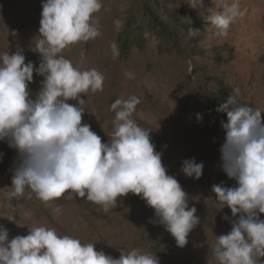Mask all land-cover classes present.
Returning a JSON list of instances; mask_svg holds the SVG:
<instances>
[{"label":"clouds","instance_id":"clouds-1","mask_svg":"<svg viewBox=\"0 0 264 264\" xmlns=\"http://www.w3.org/2000/svg\"><path fill=\"white\" fill-rule=\"evenodd\" d=\"M203 0H200V6ZM102 0H43L35 51L39 67L25 63L22 50L0 55V141H7L20 158L14 169L9 198L32 194L44 203L66 193L100 205L107 212L118 198L129 193L141 196L154 208L160 224L179 247L188 243L190 232L200 223L188 194L162 162L150 130L133 113L140 100L117 99L111 108L115 121L109 142L82 123L85 100L81 94L102 91L104 76L97 70L81 71L61 54L70 45L88 42L100 33L95 13ZM241 15L238 4L210 15V22L226 36ZM34 71L44 77L36 98L29 84ZM238 92V90H237ZM78 100V104L68 103ZM217 111L227 114L221 121L226 132L221 147L222 169L238 186H212L220 209L227 206L238 219L228 234L217 236L211 249L217 264H258L264 258V115L262 109L241 105L229 95ZM198 119H202L197 114ZM203 163L195 158L182 162V172L199 179ZM9 218V217H8ZM10 220H13L9 218ZM224 219H228L225 215ZM0 264H160L154 253L121 249L119 258L97 250L55 228L31 226L27 235L9 239L0 225Z\"/></svg>","mask_w":264,"mask_h":264},{"label":"rangeland","instance_id":"rangeland-1","mask_svg":"<svg viewBox=\"0 0 264 264\" xmlns=\"http://www.w3.org/2000/svg\"><path fill=\"white\" fill-rule=\"evenodd\" d=\"M234 2L241 15L230 25L226 36L219 35V29L210 22L209 16L222 12ZM42 4L43 0H0V55L22 50L25 63L31 61L39 67L42 57L34 50L35 46L26 43L21 31L26 21L40 27ZM94 15L102 28L113 35L115 62L107 64L109 84L103 92V102L91 108L88 121L82 120V123L93 125L91 129L102 142H109L116 116L111 105L117 99L138 97L137 107L142 113L135 120L143 121L147 129H155L150 132L151 140H161L159 144L154 143L156 150L162 153L168 174L177 178L188 194L189 208L196 207L200 223L190 232L188 243L179 247L172 234L150 213L148 225L160 226L162 240L135 248L134 231L128 228L137 222L130 221L128 213L137 205L138 195L129 193L118 198L117 207L107 212L75 194L69 198L66 193L48 203L38 199L35 193L31 199L27 194L9 198L7 193L20 158L17 150L5 140L0 141V225L9 228V239L27 235L31 226L55 228L60 235L95 243L97 250L114 258H119L121 249H138L154 253L160 264H217L211 249L216 245L217 236L228 234L232 222L239 216L234 217L227 206L220 209L216 193L212 191V186L217 184L238 186L222 169L221 147L226 132L221 121L227 122V114L217 108L229 95L235 96L241 105L264 106V0H203L202 6L200 0H102V8ZM240 41L245 45L242 51ZM84 49L92 52L93 59L86 60L80 70L99 72L100 66L95 61L97 44L88 41ZM131 62L133 66L126 68ZM241 66H250L249 72L243 71ZM33 75L29 91L35 99L44 77L35 71ZM138 76L140 79L136 80ZM148 90L157 92L159 97ZM81 97L90 102L97 99V92L89 91ZM166 100L171 101L168 110L161 106ZM68 103L76 105L78 100ZM105 106L112 120L100 125L97 111ZM197 114L202 119H198ZM192 158L204 165L199 179L182 172V162ZM216 164L221 165L219 170ZM215 175L216 184L213 183ZM89 205L101 209L91 219L82 214ZM225 215L228 219H224ZM259 215L264 220V213ZM258 264H264V258H260Z\"/></svg>","mask_w":264,"mask_h":264},{"label":"bare ground","instance_id":"bare-ground-1","mask_svg":"<svg viewBox=\"0 0 264 264\" xmlns=\"http://www.w3.org/2000/svg\"><path fill=\"white\" fill-rule=\"evenodd\" d=\"M112 10V9H111ZM10 18V17H9ZM14 18V17H13ZM41 18V17H40ZM97 19V17H96ZM24 20V19H23ZM98 23H97V28H98V31L99 33L100 32H105L103 34V36H101L100 34L90 40L91 43L93 44H97V54H98V58L95 60L97 62V66H100V70H99V73H101L102 75L105 73L106 74V71L109 67H107V64H111V63H114L115 62V59L112 57L114 52H115V43L113 42V35L112 33L110 32H106L102 26H101V23L99 22V19L97 20ZM19 22V21H17ZM110 22V21H109ZM40 23V22H39ZM12 24V23H11ZM113 25V23H111ZM110 25V24H109ZM16 29V28H15ZM21 30V29H20ZM39 26L32 23V22H29V21H26L24 23V29L22 32V38L26 41V43L28 44V42L30 43V45H33L35 46L34 44V38L37 37L39 35ZM104 30V31H103ZM108 30V29H107ZM239 31V30H238ZM86 43V42H85ZM84 42H78L76 44H73V45H70L69 47H67L61 54L59 55H63L66 59L70 60L74 67H77L79 70L81 69L82 65L83 64H86L84 62H86V60H90V59H93V54L92 52H90V50L86 51L84 49V45H85ZM255 46V45H254ZM26 47V46H25ZM245 47V45L241 44V41H240V44H239V50H243V48ZM153 52V51H152ZM255 52V51H254ZM253 52V53H254ZM96 53V52H95ZM253 55V54H252ZM97 55H95L96 57ZM254 57V56H253ZM117 59V58H116ZM31 60V59H30ZM77 61V62H76ZM254 62V61H253ZM252 62V63H253ZM240 63V62H239ZM76 64H78V66H76ZM132 64L129 63V64H126V68H129V66ZM243 63H241L242 65ZM95 65V66H96ZM133 66V64H132ZM250 67V66H249ZM248 66H241V69L243 71H248L249 72V68ZM94 68V67H93ZM240 69V68H239ZM240 72V71H239ZM242 73V72H240ZM124 74V73H123ZM127 73H125L126 75ZM109 75V74H108ZM242 75V74H241ZM104 76V86H103V90L102 91H97V99H93L91 100L90 102H85V112L83 114V119L84 121H88L89 117H88V111L93 108L95 109L97 107V104H99V102H103V92L105 93V90L107 89L108 87V77H107V74L106 76ZM244 76V75H242ZM247 76V75H246ZM111 78V77H109ZM245 78V77H244ZM126 79H128L126 77ZM140 79V77L138 76L136 78V80ZM132 80V79H131ZM244 80V79H243ZM111 81V80H110ZM125 81V79H124ZM130 82V81H129ZM137 82V81H136ZM135 83V82H134ZM127 84V83H126ZM131 84V83H130ZM133 84V83H132ZM131 84V85H132ZM128 87H130L129 85H127ZM125 87V86H124ZM150 93H152V95H154L155 97H159L158 93L157 92H154L153 90H148ZM249 92V91H248ZM93 96V95H92ZM105 97V96H104ZM95 98V97H93ZM104 104V103H103ZM170 105H171V101L170 100H166V101H163V103L161 104V106H163L164 108H166V110H168L170 108ZM262 106V105H261ZM257 107V104H256V107L255 108H260L262 109V115H264V109L263 107ZM106 107V106H105ZM139 107V106H138ZM136 106V110L135 112L133 113V119H135L139 113H142V111ZM88 108V109H87ZM100 108V107H99ZM97 111V110H96ZM152 111V110H151ZM144 113V112H143ZM88 114V115H87ZM97 118L98 120L101 122L100 125H103V124H108L109 122H111V116H110V112L108 110V108L106 107L105 109H101L99 112L97 111ZM115 119V118H114ZM113 119V120H114ZM139 120L138 122H140L139 124L144 127L145 126V123L143 121H140V119H137ZM84 123V122H83ZM91 127H93L94 129V126L92 125ZM146 127V126H145ZM96 129V128H95ZM154 128L152 127L150 130H153ZM155 130V129H154ZM155 132V131H154ZM153 132V133H154ZM153 143H161V140L158 139V140H155V141H152ZM221 168V165L219 164H216V170H219ZM217 175H218V172H217ZM217 175L214 176V179H213V183L216 184L218 182V178L216 177ZM133 197V196H132ZM64 199H67L64 197ZM77 200V199H76ZM79 201V200H77ZM83 203V202H82ZM93 203V202H92ZM91 203V204H92ZM84 204V203H83ZM80 208V207H79ZM100 208V207H99ZM99 209H97V206H91L89 205V207L87 208H84V210L82 211V214L85 218H88V219H91V217L95 216L96 213L98 212ZM101 210V209H100ZM99 210V211H100ZM130 213H128L129 215V218L131 219L130 221L132 222H137L135 224L132 225L131 228H128V230H132V232L134 231V241H133V246L135 248H141V247H145L147 245H150V244H153L155 241H159V240H162V233H161V230L159 229L160 226L158 227V225H154L152 227H150L148 225V222L150 223V221H147L148 220V216L149 214L151 213L153 215V218H157L156 215H155V210L154 208H152V210L148 207L146 201L144 199L141 198V196L138 197V203L137 205L131 207L130 209ZM104 214V213H102ZM97 216V215H96ZM152 220V218H151ZM121 221V220H120ZM153 222V221H152ZM156 222V221H155ZM118 223V222H117ZM130 223V222H129ZM119 224V223H118ZM120 225V224H119ZM121 226V225H120ZM114 227V226H113ZM126 228V229H127ZM9 229V228H8ZM112 229V228H111ZM129 232V231H128ZM120 235V234H119ZM130 235V234H129ZM132 235V234H131ZM126 236V235H125ZM132 237V236H131ZM164 237V236H163ZM116 238V237H115ZM166 238V237H165ZM132 240V239H131ZM174 249V248H173ZM146 250V248H145ZM149 250V249H148Z\"/></svg>","mask_w":264,"mask_h":264}]
</instances>
